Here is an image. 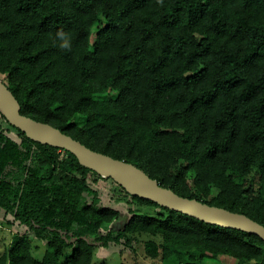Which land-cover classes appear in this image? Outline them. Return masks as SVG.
<instances>
[{
	"label": "trees",
	"instance_id": "16d2710c",
	"mask_svg": "<svg viewBox=\"0 0 264 264\" xmlns=\"http://www.w3.org/2000/svg\"><path fill=\"white\" fill-rule=\"evenodd\" d=\"M0 75L22 115L264 226V0H0ZM11 127L18 139L0 125V211L47 249L37 260L17 234L0 264H92L132 234L159 239L145 242L152 259L264 264L258 236L132 196ZM110 193L161 213L130 209L103 232L120 214Z\"/></svg>",
	"mask_w": 264,
	"mask_h": 264
},
{
	"label": "water",
	"instance_id": "95a60500",
	"mask_svg": "<svg viewBox=\"0 0 264 264\" xmlns=\"http://www.w3.org/2000/svg\"><path fill=\"white\" fill-rule=\"evenodd\" d=\"M0 108L11 126L37 141L70 152L82 166L99 173L105 179H115L128 194L208 224L256 235L264 241V226L246 215L179 196L136 166L93 151L52 125L22 115L18 100L2 81Z\"/></svg>",
	"mask_w": 264,
	"mask_h": 264
},
{
	"label": "rangeland",
	"instance_id": "374dc122",
	"mask_svg": "<svg viewBox=\"0 0 264 264\" xmlns=\"http://www.w3.org/2000/svg\"><path fill=\"white\" fill-rule=\"evenodd\" d=\"M0 78L4 80V77L0 75ZM3 129L9 134L10 137L18 139L17 131L12 128L6 122L1 121ZM257 182V178L255 179ZM102 192L104 194L109 193V185L102 183ZM111 195V196H109ZM104 197L103 203L106 206H110L113 209L119 211V217L114 219L110 223H106L102 227V231L106 232L110 229H121L124 225V222L131 217V213L135 214H147V215H159L160 210L153 207H146L140 204L127 205V200L123 196L109 194ZM111 197V199H110ZM130 209L133 212H130ZM11 218L7 217L4 212L0 211V259L7 253L12 237L17 234H28L32 240V254L37 260H42L45 250L47 249V243L35 238L25 227H22L17 224H11ZM130 237V245H111L108 248H97L94 251V257L92 264H177V262L171 258L167 261L162 259V256L152 259L149 258L145 253V242L148 240L159 239L154 238L151 235L147 234H132ZM237 264V261L230 257H220L217 262H205L204 264Z\"/></svg>",
	"mask_w": 264,
	"mask_h": 264
},
{
	"label": "clouds",
	"instance_id": "9594fccd",
	"mask_svg": "<svg viewBox=\"0 0 264 264\" xmlns=\"http://www.w3.org/2000/svg\"><path fill=\"white\" fill-rule=\"evenodd\" d=\"M57 35H58V38L61 41L59 47L61 49H65V50L70 49V41L67 39V37L65 36V34L63 32H60Z\"/></svg>",
	"mask_w": 264,
	"mask_h": 264
}]
</instances>
